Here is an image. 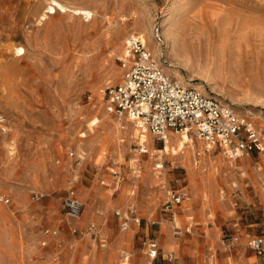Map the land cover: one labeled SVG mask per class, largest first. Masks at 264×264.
I'll return each mask as SVG.
<instances>
[{"label": "rangeland", "instance_id": "rangeland-1", "mask_svg": "<svg viewBox=\"0 0 264 264\" xmlns=\"http://www.w3.org/2000/svg\"><path fill=\"white\" fill-rule=\"evenodd\" d=\"M168 1L0 0V112L9 127L0 129V264H122L123 250L129 264H149L144 241L174 249L164 247L167 233L180 245L181 264H264V255L250 247L254 237H264V160L258 154L234 160L225 181L220 160L231 159L220 147L203 153L202 139L191 134L198 144L193 162L207 160L206 178L192 185L188 168L153 133L145 153L133 122L114 136L112 125L122 120L107 109V88L121 81L119 59L129 36L140 35V22L150 30L151 45H160L157 60H174L185 79L249 115L264 135V0H176L177 24L165 27ZM59 3L90 9L93 18L62 12ZM19 47L25 54L18 56ZM150 176L156 178L150 182ZM71 190L85 194L82 217L88 215L79 234L63 207ZM131 190L135 199L115 200ZM177 191L189 196L174 206L177 223L192 227L175 238L167 202ZM130 207L143 219L123 230L117 211ZM91 222L93 236L85 231Z\"/></svg>", "mask_w": 264, "mask_h": 264}, {"label": "built area", "instance_id": "built-area-1", "mask_svg": "<svg viewBox=\"0 0 264 264\" xmlns=\"http://www.w3.org/2000/svg\"><path fill=\"white\" fill-rule=\"evenodd\" d=\"M155 36L159 38V29ZM124 73L119 83L107 88V109L119 117H128L141 132L153 133L164 145L169 141L171 132L187 131L195 137L209 142L214 147H220L230 159H238L245 155L257 153L264 160V135L255 126L252 118L238 112L236 108L217 96L207 94L193 85H184L170 73L163 64L168 60H157L147 46L145 38L139 34H132L126 42L123 56L119 59ZM0 129L8 132V119L0 112ZM145 140L139 144L141 152H148ZM196 156H201L199 151ZM199 162V159H196ZM163 168V163L157 164ZM135 172L137 170H134ZM69 191L63 200L65 214L69 219L77 220L83 212V204ZM36 193L33 199L39 200ZM185 198L182 192H175L167 202V210L171 219L175 218L174 206L179 205ZM6 202L9 201L5 198ZM134 207H130L123 214L121 227L129 228V220L135 219L138 223ZM118 215H121L117 211ZM97 225L89 224L85 231L94 235ZM190 227L174 226V234L181 236L189 232ZM73 233H82L78 227L72 228ZM49 233V230L46 232ZM144 245L151 257H156L160 244L156 239L149 238ZM250 247L257 254H264V237L257 236L250 241ZM166 259L170 264H178L174 251H166ZM129 251L123 250L121 261H129Z\"/></svg>", "mask_w": 264, "mask_h": 264}, {"label": "bare ground", "instance_id": "bare-ground-1", "mask_svg": "<svg viewBox=\"0 0 264 264\" xmlns=\"http://www.w3.org/2000/svg\"><path fill=\"white\" fill-rule=\"evenodd\" d=\"M176 0H169L168 1V11L167 12V16L165 18V23H164V26L166 27V25H168L170 22H171V25H175L177 23H173V20L175 19L174 18V12L176 11V8H177V4H176ZM58 7L60 8V10L62 12H71L72 14H75V15H83L84 18L86 19H92L93 18V15H94V12L90 9H85V8H79V7H72V6H68L66 4H63V3H59L58 4ZM178 9V8H177ZM49 13H52V12H55V9L53 6H50L49 9L47 10ZM178 11V10H177ZM139 24L140 26V30L138 31L140 33V35L145 38L146 42H147V45L148 47L151 49L154 57L157 59V57H159L158 55L161 53L160 52V45L159 43H155L154 46L151 45V39H152V35L150 33V30L149 28L147 27V25L145 24H141L140 23H137ZM179 24V22H178ZM164 34L166 35L167 38H169V40H173L172 39V35H173V38H174V32L172 31H169V28H166L165 29V32ZM105 36V35H104ZM175 40V39H174ZM173 40V41H174ZM17 53H18V56H21L23 54H25V49L22 48V47H19L16 49ZM176 62L174 60H172L168 65H164L163 64V67L165 70H168V71H172L174 74H175V77L177 78L178 81L182 82L184 85H193L195 87H200V88H203V84L201 83H196V84H193L191 83L189 80L185 79L183 77V75L176 69V67L173 66V64H175ZM89 64V63H88ZM177 64V63H176ZM181 66V65H180ZM190 80L194 79L193 77H189ZM206 81V80H205ZM210 84V83H208ZM120 120H122V123L119 124L118 122H116L115 124L112 125V128L114 130V136H117V135H120L121 134V131L122 130H131V124L130 122H132L128 117L126 119V117H120ZM133 132L135 133H138V134H141V140L140 142H143L144 140L147 141L148 143H150V140H151V137H152V134L150 132L148 133H144V132H141L138 128H134L132 130ZM171 139L169 140L168 143H166L165 147L163 148L164 151H167L169 154H171L170 156H172L175 160V162L177 163L178 161H182V163L188 168V172H189V180L191 182L192 185L195 184L196 180L198 177H200L201 179L204 178V161L206 158H204V156H202V158H200V161L199 162H196V160L194 159V162H193V159H192V154H194V151L197 149V143H196V140H194V138L192 137V135L190 133H188L187 131H183L182 134H174V136H170ZM123 140V139H122ZM120 139V141H122ZM200 140V139H199ZM198 141V140H197ZM203 142H201L200 147H202V152L203 153H206V149H209V151L213 150L214 146L211 145L209 142L205 141V140H202ZM187 142V143H186ZM122 143V142H121ZM91 144V143H90ZM89 144V145H90ZM92 145V144H91ZM124 148V145H119L118 146V149L120 151H122ZM92 149V148H91ZM90 149V151H91ZM78 150L80 152H82L83 154L85 153L86 154V151L84 149L83 146L79 145L78 146ZM89 153V152H88ZM82 156V155H81ZM203 159V160H202ZM188 161L190 163H188ZM193 163H194V166H193ZM231 163V162H230ZM151 169V168H150ZM157 173V172H156ZM148 175V174H147ZM155 175V174H154ZM158 175V174H157ZM156 176V175H155ZM227 175H223V178H225ZM129 177V176H128ZM138 177V176H137ZM150 182L152 179H155L156 177H152L150 176ZM158 178V176H157ZM227 179V177H226ZM116 181V180H114ZM120 181V180H119ZM143 182V181H142ZM153 182V181H152ZM133 183H134V180H133ZM145 183V182H144ZM130 185V184H129ZM113 186V185H112ZM119 186V185H118ZM123 186V185H122ZM131 187V185H130ZM134 187V186H133ZM122 188V187H121ZM128 189V188H127ZM116 190V189H115ZM130 190V189H129ZM135 190H131V193H127L125 194L124 196H120L118 198H116L115 200L117 202H120L121 200H125L126 202L127 201H131L134 197H131L133 196V194L135 193L134 192ZM75 194V193H74ZM103 194V193H102ZM122 194V193H121ZM136 194V193H135ZM79 201H81L82 203H85V200L83 199V197L85 196L84 194V190L83 191H79L77 192V194L75 195ZM109 196V195H108ZM87 197V196H86ZM101 197V196H100ZM112 199L114 198L111 197ZM135 199V198H134ZM95 200V199H94ZM114 200V199H113ZM98 201V200H97ZM87 202V201H86ZM91 202V201H90ZM98 203V202H97ZM92 204V203H91ZM94 205H95V202H94ZM97 206V205H96ZM146 206V205H145ZM116 207V206H115ZM121 207V206H120ZM87 210L90 207L89 204H87L86 206ZM92 211H93V208H91ZM97 209V208H96ZM110 209V208H109ZM140 209V208H139ZM138 209V210H139ZM90 210V209H89ZM101 210V209H100ZM98 211V210H97ZM103 211H105L103 209ZM102 212V211H101ZM87 214V213H86ZM83 215H81V217L78 219V221H82V217ZM86 216V215H85ZM102 216V215H101ZM191 216V215H190ZM103 217V216H102ZM173 239V238H172ZM169 247L171 248H177L179 246V244L176 242V241H173L172 240V243H170L168 245ZM106 247V246H105ZM110 248V247H109ZM108 248V249H109ZM110 250V249H109ZM107 252V251H106ZM106 255V254H105ZM108 256V255H107ZM106 256V257H107ZM207 257V256H206ZM109 258H110V261H113V259H115V257L113 256V252L110 253L109 255ZM105 259V258H103ZM146 260V259H145ZM151 260V259H150ZM212 260V259H211ZM147 261V260H146ZM214 261V259H213ZM215 262V261H214ZM145 263V262H144ZM143 263V264H144ZM151 263V262H150ZM83 264H86V263H83ZM214 264V263H213Z\"/></svg>", "mask_w": 264, "mask_h": 264}, {"label": "crops", "instance_id": "crops-1", "mask_svg": "<svg viewBox=\"0 0 264 264\" xmlns=\"http://www.w3.org/2000/svg\"><path fill=\"white\" fill-rule=\"evenodd\" d=\"M236 108V107H235ZM238 108V107H237ZM237 110H239V108L237 109ZM183 133V131H181V132H171L170 134H169V140L171 139V137L170 136H174V134H182ZM189 133V132H188ZM154 139H153V136H152V139H151V141L153 142V145H154V141H153ZM169 142V141H168ZM187 143V142H186ZM198 147H200V146H198ZM206 150H209V149H206ZM253 155V154H252ZM252 155H246V156H252ZM256 155H257V153H256ZM259 156V155H258ZM260 157V156H259ZM240 159H242L241 157H240ZM236 160V159H235ZM178 162H180V163H182V161H178ZM231 162V163H230ZM188 163H190L189 161H188ZM207 160L205 159V161H204V178L202 179V180H204L205 178H206V166H207ZM220 163H222V168H223V172L225 173V175H227L226 177H227V179H226V177L225 178H222L223 180H225V181H228V173H231V168H234L235 167V163H234V159H231L230 161H228V162H226L225 160H220ZM183 164V163H182ZM184 165V164H183ZM188 178H189V172H188ZM196 183V182H195ZM235 186H236V183H233ZM177 192H182V193H184L185 194V198H184V200L179 204V205H181L186 199H188L189 198V196H188V193H187V191H177ZM206 192H204V194H205ZM149 206V205H148ZM177 206V205H176ZM225 206V204H219V207H224ZM129 209V208H128ZM128 209H126L125 211H119L120 213H121V215H120V217L122 218V222H123V214L124 213H126L127 211H128ZM88 215V214H87ZM87 215L86 216H84V218L82 219V221H78V219L76 220V222H75V220H72L71 219V221L73 222V227L74 226H78L79 224H81L82 222H85L86 221V218H87ZM136 215H137V217L138 218H140L141 220L143 219V218H141L140 216H139V213L137 212L136 213ZM177 214L175 215V218L174 219H171V217H170V219L175 223V226H177V227H181V228H186V227H190V229H191V227L192 226H190V225H188V226H185V227H182V226H180L178 223H177ZM182 220H186L185 218H182V219H180L179 221H181L182 222ZM142 222V221H141ZM141 222L140 223H138L135 219H130L129 220V227H130V225L132 224H134V225H138V226H140L141 225ZM91 223H94V222H91ZM90 223V224H91ZM94 224H96V223H94ZM72 227V228H73ZM173 235L175 236V238H177V237H180V236H177V235H175L174 234V232H173ZM91 236H93V235H91ZM182 236V235H181ZM149 239V238H148ZM172 240L173 241H176V240H174V239H172V237L167 233L166 235H165V237H164V247H166V248H171V247H169L168 245L170 244V243H172ZM177 242V241H176ZM145 248L147 249V247L145 246ZM178 248H180V245L178 246ZM177 248V249H178ZM176 248H174V249H170V250H172V251H174L175 252V254H176V257H177V263L178 264H181L180 263V261H179V255H178V253H177V251L175 250ZM167 251H169V250H167ZM256 252V251H255ZM166 249H164L161 245H160V248H159V252H158V255L156 256V257H151L150 255H149V251H148V249H147V251L145 252V254L147 255V257L149 258V259H151L150 260V262H149V264H153L155 261H158L159 259H161V260H163V261H165L166 263L165 264H170L169 262H168V260L166 259ZM257 253V252H256ZM264 255V254H263ZM129 262H130V260L126 263V264H129ZM249 263V261H247V264ZM122 264H124V263H122ZM138 264H143V263H138ZM203 264H213V262L211 261H209L208 259L206 260V261H204L203 262Z\"/></svg>", "mask_w": 264, "mask_h": 264}]
</instances>
